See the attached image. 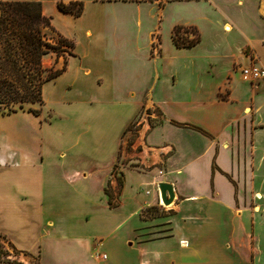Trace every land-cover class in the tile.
I'll use <instances>...</instances> for the list:
<instances>
[{"label":"crops","instance_id":"crops-1","mask_svg":"<svg viewBox=\"0 0 264 264\" xmlns=\"http://www.w3.org/2000/svg\"><path fill=\"white\" fill-rule=\"evenodd\" d=\"M13 1L42 3L43 14L75 49L74 56L56 63L58 70L67 63L66 69L45 84L39 116L0 114V242L7 259L19 264H264V80L252 85L241 77V69L254 62L264 67V0L0 4ZM76 2L84 5L80 17L58 8ZM175 2L202 5L212 19L224 18L219 21L224 34L243 37L219 76L216 56L201 53L202 30L195 22L173 25L169 33L172 52L187 58L167 55L160 23ZM147 3L158 9L144 49L153 78L137 93L131 82H141L145 74L133 59L141 50ZM121 5L132 6L135 19L110 10ZM177 27L195 28L200 42L177 48ZM152 46L159 55L150 60ZM233 64L243 66L230 101H219L220 76ZM236 82L244 85L242 97L236 96ZM251 105L254 121L243 118L251 117ZM142 108L152 111L150 118L158 110L162 122L151 127L147 119L131 133ZM225 110L230 113L222 115ZM162 183L175 190L168 207L160 199Z\"/></svg>","mask_w":264,"mask_h":264},{"label":"trees","instance_id":"trees-1","mask_svg":"<svg viewBox=\"0 0 264 264\" xmlns=\"http://www.w3.org/2000/svg\"><path fill=\"white\" fill-rule=\"evenodd\" d=\"M63 13L80 17L84 10L83 3L58 5ZM182 27L174 30L173 41L177 48H192L200 42L196 39L181 37ZM188 32V30H184ZM194 35L195 31L191 30ZM58 39L53 44L52 35ZM75 45L56 32L51 18L43 14L42 3L13 1L0 4V113L10 116L19 112L39 116L41 110L34 105L44 106L43 89L46 83L56 79L66 69L46 68L44 59L51 53H67L74 56ZM189 127L188 125H185ZM132 126H130L131 128ZM129 128V129H130ZM195 128V127H192ZM199 131H202L199 128ZM109 205L112 207V196L108 190ZM8 256L0 242V260L5 264H19L4 259Z\"/></svg>","mask_w":264,"mask_h":264},{"label":"rangeland","instance_id":"rangeland-1","mask_svg":"<svg viewBox=\"0 0 264 264\" xmlns=\"http://www.w3.org/2000/svg\"><path fill=\"white\" fill-rule=\"evenodd\" d=\"M212 5V4H211ZM149 7V8H147ZM146 8V9H144ZM144 9V10H143ZM110 10L116 11L119 16H122L126 19L128 18L129 21L132 19H135L136 17V11L133 9L132 6H117L115 8H112ZM143 10V19H144V26L142 29V32L140 34V53H137L134 55L133 61L135 64L139 67V69L144 72L145 77L141 82H137L134 79V82H131V86H134V89L137 91V93H143L144 89L148 88L149 85L152 82L153 74L151 73V70L153 69L148 62L145 60V55H144V49L146 45L148 44V33L150 30H152L156 24L155 21V14L157 12V8H150L149 3L147 5L142 7ZM141 10V11H142ZM161 9H159L158 13L160 12ZM221 19H224L222 16H219L218 20L212 19L211 15L208 14V12L203 8L202 5L193 3V2H175L171 3L169 7H167L164 10V13L162 15V22L160 23V28L162 32V39L163 43L166 48V53L168 56L174 57L177 56L180 59L187 58L186 54H176L172 52L169 46V33L173 25H176L178 23H186V22H195L198 24V26L202 30V42L203 44L201 45V53H204L205 55H211V56H216V61L219 63V67L215 68L216 75L219 76L221 72L225 69V64L226 62H229L228 58L233 52L237 51L240 46L242 45L244 39L241 35L236 34V32H233L230 35L224 34L220 28L219 21ZM132 24V25H131ZM130 27H135V22H131ZM224 24H227V22H224ZM184 30H188L186 27ZM194 30L195 28H191V30ZM184 30L180 31V36L181 37H189V39H196L198 36V31L195 29V34L193 35L191 33V30H188V32H185ZM227 30H230L227 28ZM224 31V30H223ZM52 37L54 40H51L53 44L57 41L58 37L53 34ZM246 52V50H245ZM247 54L250 53L246 52ZM148 59H153L156 56H158V52H156L155 47H149L148 49ZM70 57L69 54L67 53H60L59 55L57 53H51L44 59V66L48 69L50 68H55L56 69V63L58 61L66 60ZM243 64H233V66L228 69L223 75L220 76V83L221 87L218 92V97L217 99L219 101H230V93L232 91V84L236 81V77L239 76V71ZM58 70V69H57ZM144 70V71H143ZM238 83L237 89L239 90L238 94L236 95L237 97H242L244 95L243 92V87L244 85L241 84V82H236ZM250 88H254L256 86H249ZM145 89V90H146ZM144 101V98L142 99ZM251 117L246 116L243 114V118L247 117V120H255V117L257 116V112L254 108L253 105H251ZM32 108L37 109V110H42L43 106L40 105H34ZM249 109V107H248ZM180 112V110L178 109ZM222 115L229 114V110H225L221 112ZM1 114V113H0ZM31 114V113H30ZM152 111L151 110H145L142 108L140 114L134 121V123L131 125L132 127L130 128L131 133H136V130L140 128V121L142 119L147 118V115H151ZM155 114L157 115L155 118H149V123L151 127H155L156 125H159L162 122L161 114L159 111L155 110ZM23 115H19L21 118ZM6 117V116H4ZM200 120H205V117L200 118ZM9 121L7 120V126L9 125ZM12 123L14 126L16 125V121L12 120ZM134 136L132 137V141L130 140V145L134 142L135 140ZM128 151L131 153V148L128 147ZM117 180H121L120 177H117ZM111 207V206H110ZM4 238L0 236V240ZM6 239V238H5ZM4 259H7V256H4Z\"/></svg>","mask_w":264,"mask_h":264},{"label":"built area","instance_id":"built-area-1","mask_svg":"<svg viewBox=\"0 0 264 264\" xmlns=\"http://www.w3.org/2000/svg\"><path fill=\"white\" fill-rule=\"evenodd\" d=\"M241 77L244 82L249 84H256L264 80V67L261 66L259 63L254 62L249 66L243 67L241 69ZM150 118V115H147V118L142 119L139 125L141 126L144 121ZM103 259H106L107 256L103 255Z\"/></svg>","mask_w":264,"mask_h":264},{"label":"water","instance_id":"water-1","mask_svg":"<svg viewBox=\"0 0 264 264\" xmlns=\"http://www.w3.org/2000/svg\"><path fill=\"white\" fill-rule=\"evenodd\" d=\"M158 191L163 206L168 207L174 202L176 195L173 185L167 183L159 184Z\"/></svg>","mask_w":264,"mask_h":264}]
</instances>
